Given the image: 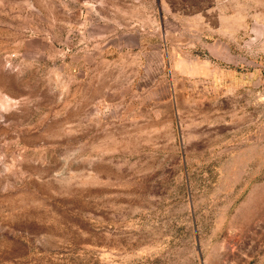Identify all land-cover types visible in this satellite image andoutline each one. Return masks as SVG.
Wrapping results in <instances>:
<instances>
[{
    "label": "rangeland",
    "instance_id": "374dc122",
    "mask_svg": "<svg viewBox=\"0 0 264 264\" xmlns=\"http://www.w3.org/2000/svg\"><path fill=\"white\" fill-rule=\"evenodd\" d=\"M0 264H264V0H0Z\"/></svg>",
    "mask_w": 264,
    "mask_h": 264
}]
</instances>
